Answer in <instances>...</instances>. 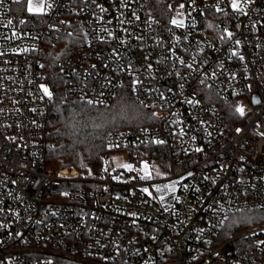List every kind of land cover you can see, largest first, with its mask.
I'll return each instance as SVG.
<instances>
[{"label": "built area", "instance_id": "2783aa9c", "mask_svg": "<svg viewBox=\"0 0 264 264\" xmlns=\"http://www.w3.org/2000/svg\"><path fill=\"white\" fill-rule=\"evenodd\" d=\"M25 1L0 3V264H264V222L219 237L230 214L264 210V0H237L242 12L232 0H43L35 26ZM66 23L85 37L60 62L66 93L106 105L127 89L151 113L105 140L131 169L106 155L91 178L44 165L40 54ZM144 144L175 152L168 202L140 165Z\"/></svg>", "mask_w": 264, "mask_h": 264}, {"label": "trees", "instance_id": "16d2710c", "mask_svg": "<svg viewBox=\"0 0 264 264\" xmlns=\"http://www.w3.org/2000/svg\"><path fill=\"white\" fill-rule=\"evenodd\" d=\"M28 25H39L42 16L25 14ZM211 22L209 26H211ZM85 37L73 23H66L48 36L43 43L40 54L42 71L51 92L48 110L47 128L53 145L47 150L44 165L54 171L63 168H75L79 177H93L100 173L102 158L112 156L119 149H109L105 140L110 133L122 130H133L152 123L149 109L136 101L133 94L120 90L112 101L106 105H93L79 100L66 93L67 76L60 67V62L72 51L84 44ZM215 105L225 116L236 123L237 115L233 106L223 102L213 91ZM135 151L145 157L151 166L171 170L175 152L167 145L144 144ZM111 159V158H110ZM71 186L78 187L80 183ZM264 222V210H247L235 212L219 230L220 240L226 241L237 230ZM235 247L250 244L249 241H237Z\"/></svg>", "mask_w": 264, "mask_h": 264}, {"label": "rangeland", "instance_id": "374dc122", "mask_svg": "<svg viewBox=\"0 0 264 264\" xmlns=\"http://www.w3.org/2000/svg\"><path fill=\"white\" fill-rule=\"evenodd\" d=\"M31 5L32 11H29V6ZM40 5H43L42 10L40 9ZM20 10L23 12L26 10L29 13H40L45 10V5L43 0H26L22 5L20 6ZM111 159L114 160V164L117 167H124V165H129V162L131 161L125 152H120L116 154L115 156H110ZM142 168L145 169V165H147V168L149 167L151 169V176L148 177L149 179L153 181H157L155 186H153V191L156 199H158L160 202L165 203L170 200H172L175 197V192L178 187L179 179L177 178H171V170L166 171L165 169H162L161 167L157 166H151V164H148L147 161L142 160L139 161ZM69 170H75V168H69L66 167ZM126 170L129 168L124 167ZM65 169V168H63ZM167 182H159L160 180L168 179ZM168 185H174V190L171 187H166ZM159 189V190H157ZM259 224V223H258ZM256 225V224H255Z\"/></svg>", "mask_w": 264, "mask_h": 264}, {"label": "snow or ice", "instance_id": "6c2138e0", "mask_svg": "<svg viewBox=\"0 0 264 264\" xmlns=\"http://www.w3.org/2000/svg\"><path fill=\"white\" fill-rule=\"evenodd\" d=\"M2 2H3V0H0V3H2ZM42 8H43V5H40V9H41V10H42ZM232 8H233V10H237V11H241V12L243 11V9L240 7V5H239V3L237 2V0H232ZM29 11H32V7H31V5L29 6ZM172 23H173V24H176L177 21H176L175 19H173ZM227 35H228L229 37H231L232 34H231L230 32H228ZM239 43H240L239 41H236V44H239ZM232 55H233V56H236L237 53L234 51V52L232 53ZM240 59L243 60V57L241 56ZM41 88L43 89V92H44L46 95H48L49 98H50V97H51V93L49 92L48 88L44 87L43 85L41 86ZM88 103H92V101H88ZM236 110H237V112H239L241 115L244 114V109H243L242 107H237ZM156 142H157V143H163V141H156ZM196 151H197V152H200V151H202V150L199 149V148H197ZM124 167L131 169L132 166H131V165H124ZM144 167H145V171H146V170H147V165H145ZM189 175H191V174H189ZM166 187H171V188H173V190H174V185H168V186H166ZM157 190H159V189H157ZM143 191L147 192L148 189L145 188V189H143ZM262 243H264V242H262Z\"/></svg>", "mask_w": 264, "mask_h": 264}]
</instances>
